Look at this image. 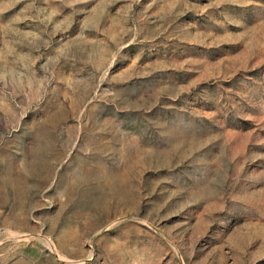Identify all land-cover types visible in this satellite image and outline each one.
<instances>
[{"label":"rangeland","instance_id":"1","mask_svg":"<svg viewBox=\"0 0 264 264\" xmlns=\"http://www.w3.org/2000/svg\"><path fill=\"white\" fill-rule=\"evenodd\" d=\"M0 264H264V0H0Z\"/></svg>","mask_w":264,"mask_h":264}]
</instances>
